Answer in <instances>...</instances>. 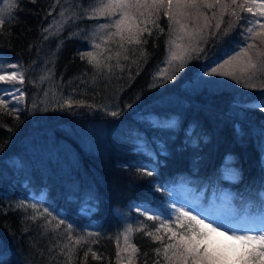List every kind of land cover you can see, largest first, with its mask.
I'll use <instances>...</instances> for the list:
<instances>
[{"label":"trees","instance_id":"16d2710c","mask_svg":"<svg viewBox=\"0 0 264 264\" xmlns=\"http://www.w3.org/2000/svg\"><path fill=\"white\" fill-rule=\"evenodd\" d=\"M107 2L15 0L16 7L6 9L14 18L3 26L0 55L23 66L25 97L14 114L10 107L0 110V264H69L60 254L67 243L63 226L55 232L45 229L48 218L33 220L32 204L40 211L54 207L53 215L66 214L69 221H75L73 240L94 234L75 248L71 264H122L123 257V264H156L157 259L166 264L162 253L159 258L155 253L161 243L145 234L154 232L158 222L146 220L136 205L156 209L163 218L168 215L171 188L177 184L193 189L192 196L200 193L194 203L200 206L209 203L211 193L217 197L228 191L238 212L264 211V112L247 107L257 103L264 90L244 88L217 75L189 86L203 64L241 45L246 47L248 21L264 22V17L239 9L224 11L219 34L205 45L208 57L202 53L183 71L175 72V79L165 81L156 78V73L167 57L170 36L174 39L177 34L170 32L166 8L149 17L148 23L141 22L152 32L143 33L146 44H125V53L114 37L99 69L85 55L81 59L89 38L77 23L93 20L86 18L89 11ZM233 10L242 17L235 24ZM202 11L213 30V13L219 15L220 10ZM62 12L64 16L59 18ZM54 16L58 19L50 20ZM230 24L229 35L222 36ZM172 28L178 26L172 23ZM141 50L147 54L146 62ZM103 65H110L111 71ZM167 74H173L170 68ZM260 80L264 73L253 78L254 83ZM46 82H52L50 86L61 94L66 90L72 108H60L63 103L59 102L48 107L41 103L39 94ZM81 100L94 107H76ZM112 111L119 115H109ZM149 117L158 126H147ZM170 120L176 121L175 127H166ZM133 137H144L154 150L134 145ZM159 149L165 154H158ZM229 158L230 165L240 169L239 178L233 181L220 176ZM153 168V176L141 175ZM41 190L40 201H31H37L35 196ZM145 201L149 203L144 205ZM21 203L29 207L18 208ZM83 203L91 209L89 216L81 211ZM90 220L97 223L96 232L86 230ZM141 222L144 229L129 235L128 243L138 249L130 261V249L120 245L118 234L129 224L140 227ZM89 248L100 259H93ZM85 252H89L86 261Z\"/></svg>","mask_w":264,"mask_h":264},{"label":"snow or ice","instance_id":"6c2138e0","mask_svg":"<svg viewBox=\"0 0 264 264\" xmlns=\"http://www.w3.org/2000/svg\"><path fill=\"white\" fill-rule=\"evenodd\" d=\"M4 2L6 8H0V35L3 34L5 23L14 18L12 11L6 9L16 7L15 0H4ZM162 8L167 9L165 15L170 21V32H177L174 39L170 36L169 54L166 60L168 68L172 70L173 74H167L168 68L160 69L156 73V78H163L165 81L175 79V72L183 71L188 62L194 58L199 59L202 53L206 58L208 57L205 45L209 43L210 37H217L219 34L224 11L230 8L239 9L241 12L252 13L255 17H264V0H230L229 3H225L224 0H108L107 3L102 4L93 11L96 16L100 17L112 18L119 16L112 25L102 24L99 27L101 29L114 27L115 32L110 33L109 39L118 37L119 47L127 53L125 44L140 45L147 43V40L142 39L143 33L147 32L151 35L152 32L151 29L142 27L141 22L148 23V18L158 15ZM213 8L219 9L220 14L213 13L212 18L216 19V23L214 29L210 31L212 29L210 18L202 9L211 10ZM60 15L63 17L64 13L62 12ZM231 15L235 17L233 24L242 19L235 10L231 12ZM89 18L94 17L90 16ZM141 18H143V21H141ZM189 22H191V26H189ZM151 23L155 27H159L155 21H151ZM172 23L177 25L178 29H173ZM248 24L250 26L246 28L248 36L245 39L252 42L247 43L246 47L240 48L235 55H227V58L222 59V62L211 60L206 63L204 68L209 70L203 72V75L227 77L235 80L237 84H241L244 88L264 90V80H260L259 83L253 82L254 77L264 73V22L256 19L255 21L249 20ZM231 28L232 24L222 33V36L229 35ZM47 31L48 29H45V32ZM160 31L163 32V29H160ZM45 38L47 39V37ZM94 47H99V45H94ZM84 55L89 57L88 62L93 67L99 69L102 66L103 62L93 57L91 52L83 54L81 59L84 58ZM116 55L117 67H120V53L117 52ZM141 56L145 57L146 62L147 54L143 50H141ZM123 58L127 60L128 56L125 54ZM108 59H111V57H108ZM103 66L108 67L111 71L110 65ZM9 69H12V71H9ZM19 69L18 62L12 63L0 59V93H2L0 95V110H8L11 100L20 103L25 97L22 88L15 87L16 84L23 86L25 82L24 73ZM237 72H239V75H237ZM2 85H9L10 87H2ZM5 97H10L11 100ZM72 106L71 97L59 105L60 108H72ZM84 106L94 107L90 104L85 105L82 100L76 102V107ZM247 107L258 108L261 112H264V96H261L257 103L247 105ZM17 111L13 107L10 114ZM108 114L113 117L119 115L116 111ZM149 122L151 123V121ZM153 126L158 125L154 124ZM175 126V120L166 123V127L173 128ZM8 130L12 131L11 128ZM144 146L146 147V142ZM231 163L232 160L229 158L225 163V170L230 174V178L238 179L239 172L237 169L229 167ZM154 172V168L152 170L146 169L141 175L151 177ZM156 190L159 191L160 188L158 187ZM148 203L147 201L143 202L144 205ZM17 207L27 208L29 205L21 203ZM30 207L34 212L33 220L43 217L48 218L44 225L45 229H51L55 232L63 226L64 233L67 235V243L61 247L60 254L64 255L71 264L75 248L82 243H87V238L94 234L87 233L86 236H78L73 240L75 221H69L66 214L57 213L53 215L56 211L54 207H46L43 211H40L36 204L30 205ZM136 207L137 211L146 220L158 222L154 232H145V234L150 236L153 241L161 243L162 248L155 249V253L158 258L162 253L166 264H264V216L260 218L258 227H240L232 221L225 222L219 218L206 216L193 208H186L185 206H174L172 214L165 215L163 218L153 212L150 207H142L141 205H136ZM82 211L85 210L82 209ZM53 221H55L54 225ZM143 229V222H141L140 227L135 229L129 224L122 233L118 234L117 239H119V235L124 237L125 250L130 249V261L136 255L138 249L128 243L129 235ZM161 230H163L164 235H160ZM165 237H167V243H164ZM117 247L119 248V244ZM65 248H67V252H65ZM89 252H91L93 259H100L95 251H91V248H89ZM89 252L84 254L85 261ZM117 255L119 256V252ZM156 264H160L159 259H157Z\"/></svg>","mask_w":264,"mask_h":264},{"label":"rangeland","instance_id":"374dc122","mask_svg":"<svg viewBox=\"0 0 264 264\" xmlns=\"http://www.w3.org/2000/svg\"><path fill=\"white\" fill-rule=\"evenodd\" d=\"M101 5L95 6L94 8H92L89 11V14H87L86 18H89L90 16H92V17H94L93 20L87 21L84 24L83 23H77L78 25L81 26V28H83L85 30L86 35L89 38V40L84 45V48L82 49V54H86L88 52H91L93 54V57H95L97 59H101L102 57H104L107 54L106 51H107V48L109 47V40H111V39H109V35H110V33L115 32L114 27H108V28L101 29L99 26L102 24L112 25L114 20L119 18L118 15L115 17H112V18L96 16L94 14L93 10L100 7ZM0 8H6L4 0H0ZM59 18H62L61 15L59 16ZM101 18H103V19H101ZM53 19H58V16H56V18L54 16L50 20H53ZM114 39H117V42L119 41L118 37H116ZM247 43H250V40H248L245 44H247ZM94 45H99V47H94ZM242 46L243 45L234 48L235 51H233V50L229 51L224 56L218 58V60H220L222 62V59H226L227 55H229V54L235 55V53L238 52L240 50V48H242ZM168 54H169V51L167 52V57H168ZM85 56L89 60V57L87 55H85ZM167 57H166L165 61L163 62V64L161 65L160 69L168 68V65L166 63ZM0 59H3L4 61H10L12 63L18 62L17 60H15L13 58H7V57H4L2 55H0ZM19 65H20L19 70L21 72H23V66L21 65V63H19ZM208 70L209 69H205L204 67H202L201 70L199 71L200 72L199 76H197L195 79H193L192 83H190L189 86L192 87V86L196 85L197 82L202 81L203 77L207 76V75H203L202 73L205 71H208ZM9 71H12V69H9ZM46 84L47 85L45 87L42 86V88L40 90L39 97H41V99H40L41 103L45 104L48 107L50 104H54L55 102L56 103H58V102L63 103L65 100L68 99L69 95L67 92H65L66 90H64L61 94L59 91H57L56 89L52 88V86H50V85H52V82H50V83L46 82ZM2 87H10V86L9 85H2ZM15 87L22 88V91L24 92L23 87L21 85L16 84ZM0 95H2V93H0ZM5 98L11 100L10 97H5ZM22 105H23V100L20 103H16V101L11 100L9 107L11 109L14 107L17 110H20L22 108ZM149 121H151V123ZM147 123H148L147 126L154 127L153 125L155 123L152 120H150V117H149V120L147 121ZM132 140H133L132 143L138 147L149 148L150 150H154V148L151 147V145L147 144V141L144 137L140 138V139L133 137ZM145 142H146V147L144 146ZM158 152L160 154L164 153V151H162L161 149H159ZM14 162H15V160H14ZM222 176L226 179H232V178H230V174L226 170L222 173ZM171 189H172V197H171V203H170L168 215L172 214V209L174 206L175 207L185 206L186 208L187 207L193 208L196 211H198L201 214L206 215V216H210L213 218H219L221 220H224L225 222L232 221L240 227H249V226L258 227L259 222H260V218L262 216H264V211L260 212V213L251 212L248 214L236 212L234 207L232 206V204L229 201L230 193H228V192L222 191L218 195L217 200L214 201L213 199H211L210 205L207 204L205 206H200L197 203L196 204H194V203L196 202V200H198V198L201 196V194L197 193L194 196H192L191 193H192L193 189L189 188L185 184L174 185ZM211 196H213V195H211ZM262 196H264V192L262 193ZM30 204H31V202H30ZM86 206H88V205H86V203H83L81 206V211H82V209H84L85 211H82V213L85 214L86 216H89L91 209H87ZM85 228H86V230H94L93 232H96L97 223L93 222V220H90L85 225ZM124 244H125L124 237H123V235H121L120 245H124ZM122 260L124 261V257L122 258ZM123 261H122V264H123ZM0 262H2V261H0ZM1 264H4V263H1Z\"/></svg>","mask_w":264,"mask_h":264},{"label":"bare ground","instance_id":"6f19581e","mask_svg":"<svg viewBox=\"0 0 264 264\" xmlns=\"http://www.w3.org/2000/svg\"><path fill=\"white\" fill-rule=\"evenodd\" d=\"M70 129V128H69ZM76 131V130H75ZM74 131V132H75ZM40 134V133H39ZM83 134V133H82ZM41 135V134H40ZM72 135V134H71ZM75 135V134H74ZM64 136V135H63ZM78 136H79V134H78ZM82 136V135H81ZM51 137V136H50ZM80 137V136H79ZM38 138V137H37ZM51 139V138H50ZM54 140V139H53ZM59 140V139H58ZM57 140V141H58ZM63 140H65V139H63ZM41 141V143H42V140H40ZM48 141V140H47ZM73 141V140H72ZM83 141V140H82ZM90 141V140H89ZM50 142V141H49ZM49 142H48V144H49ZM55 142V141H54ZM60 143H61V141H59ZM64 142V141H63ZM85 142V141H84ZM58 143V142H57ZM83 143V142H82ZM42 145V144H41ZM50 146H51V144H49ZM84 145V144H83ZM44 146V145H43ZM53 146V145H52ZM48 147V146H47ZM61 147H62V145H61ZM48 149H50V148H48ZM47 149V150H48ZM63 149V148H62ZM88 149V148H87ZM51 150V149H50ZM66 151V150H65ZM49 152V151H48ZM63 152V151H62ZM68 152V151H67ZM70 153V152H69ZM48 155H50V154H48ZM69 157V156H68ZM63 159V158H62ZM69 160V159H68ZM68 163V162H67ZM73 164V163H72ZM68 166V165H67ZM71 167V166H70ZM68 168V167H67ZM74 168V167H73ZM27 180V179H26ZM74 183V182H73ZM76 183V182H75ZM68 184V183H67ZM72 188H73V186H72ZM42 191V190H41ZM83 201V200H82ZM80 206V205H79Z\"/></svg>","mask_w":264,"mask_h":264}]
</instances>
